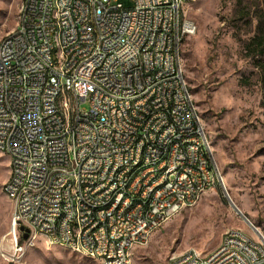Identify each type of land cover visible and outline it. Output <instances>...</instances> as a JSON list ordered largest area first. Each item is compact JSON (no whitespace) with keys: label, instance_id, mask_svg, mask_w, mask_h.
Wrapping results in <instances>:
<instances>
[{"label":"built area","instance_id":"built-area-1","mask_svg":"<svg viewBox=\"0 0 264 264\" xmlns=\"http://www.w3.org/2000/svg\"><path fill=\"white\" fill-rule=\"evenodd\" d=\"M132 1L125 7L117 0H22L15 35L0 43V53H19V62H0L1 153L13 172L9 186H3L14 191L11 259L23 258L40 238L51 245L53 235H61V243H76L85 257L105 264V256H117L116 264H131L139 241H150L183 211L184 201L195 206L196 187L207 193L221 184L214 160L211 167L199 166L210 145L193 99L184 93L181 47L196 27L181 11V0ZM51 11H58L60 25L50 23ZM80 12H88L89 24L80 22ZM80 28H87V36H80ZM54 41H61L60 65L43 73ZM124 41L140 44L145 55L128 54ZM98 64L106 65L103 82L92 80ZM45 80H52V87H45ZM160 81H169V88L160 89ZM77 82L90 85L86 100L73 94ZM129 84H137L138 92L131 113H123ZM27 89H36L32 104L24 103ZM140 91H148L145 105H137ZM96 102H104V111H96ZM47 122H54V129H47ZM26 124H33L35 138L25 139ZM94 124L106 125V132L92 135ZM135 124H142V134L130 137ZM156 127L164 128L160 152L148 150L143 171L129 173L137 146H148ZM43 135H54V147H42ZM117 139H125L126 147L111 152ZM171 146H178V157H171ZM119 153H126V160H119ZM16 155H23V162H16ZM111 159H118V166H111ZM161 163H168L167 176L148 175L140 194H133L128 178ZM205 171L216 173L214 187L202 181ZM24 178H32V185H24ZM102 178L116 182V189L125 187V197L109 196L108 187L97 186ZM65 179H73L70 195H63ZM89 182H96V190H89ZM130 199H137V207L125 211ZM112 204H119V213L108 216ZM61 215H69V222H61ZM116 223H124V230H116ZM249 226L259 242L232 229L211 253L193 249L168 264H264V235ZM21 227L28 230L26 240ZM67 229L76 230V240L67 238ZM1 257L10 261L4 252Z\"/></svg>","mask_w":264,"mask_h":264},{"label":"rangeland","instance_id":"rangeland-1","mask_svg":"<svg viewBox=\"0 0 264 264\" xmlns=\"http://www.w3.org/2000/svg\"><path fill=\"white\" fill-rule=\"evenodd\" d=\"M21 1L0 0V40L15 30ZM117 1L125 7L133 4ZM184 13L196 27L181 47L184 76L221 184L138 245L131 264H168L191 249L211 253L232 229L259 242L250 224L264 235V57L247 49L257 34L264 37V0H191ZM9 171L10 160L0 151V264H102L51 246L47 237L38 239L23 258L11 259L14 207L3 189Z\"/></svg>","mask_w":264,"mask_h":264},{"label":"bare ground","instance_id":"bare-ground-1","mask_svg":"<svg viewBox=\"0 0 264 264\" xmlns=\"http://www.w3.org/2000/svg\"><path fill=\"white\" fill-rule=\"evenodd\" d=\"M191 0H181V11H184L186 3ZM19 19H23V8L20 9ZM80 22L82 24H89L88 12H80ZM50 23L52 25L61 24V16L58 15V11H51ZM15 35V30L6 35L3 39ZM80 36H87V28H80ZM124 49L127 50L130 55H145V48L132 41H124ZM60 50L61 41H54L50 45L48 53L49 63L43 65V73H52L54 71V65H60ZM0 62L4 65H11L12 62H19V53H0ZM106 72L105 64H98L92 68V80L95 82H103V73ZM45 87H52V80H45ZM169 88V81H160V89ZM129 91L124 93V99L122 100L123 113H131V105L136 100V92H138L137 84H129ZM184 93L189 99H193L187 85H184ZM73 94H79V100H86L87 96L91 94V87L86 82H77L73 84ZM36 97V89H27L24 94V103L32 104V101ZM148 98V91H140V95L137 97V105H145V99ZM0 104H2V96H0ZM193 106L197 109L193 100ZM96 111H104V102H96ZM195 118H199L198 110L195 111ZM201 121V120H200ZM3 128V121H0V130ZM47 129H54V122H47ZM102 132H106V125L94 124L92 126V135H100ZM142 134V124H135L130 129V137H139ZM164 136V128L156 127L151 136H149L148 146H137V152H134V160L128 164V172L136 173L143 171L144 153L160 152L161 137ZM35 138V130H33V124H26L25 139ZM42 147L52 148L54 147V135H43ZM126 147L125 139H117L111 142L110 151L120 152ZM0 151L4 152V144H0ZM171 157H178V146L170 147ZM119 160H126V153H119ZM16 162H23V155H16ZM212 158L210 148H205V153L199 159V166L211 167ZM111 166H118V159H111ZM214 169L215 165H214ZM168 163H161L160 166L147 167V174H137L134 178H128V185L133 186V194H140V187L144 182L148 181V175L153 177L167 176ZM10 179H13V172H10V177L4 186H9ZM202 181L207 182V187H214L216 182V173L212 171H205L202 173ZM24 185H32V178H24ZM219 184H216V187ZM97 186L108 187L109 196L114 198L125 197V187H118L116 189V182H111L109 178L97 179ZM4 192L14 201V191L4 187ZM73 190V179H65L63 183V195H70ZM89 190H96V182H89ZM206 194L203 187H196L195 190V206L201 200L202 196ZM137 207V199L127 200L125 203V211H133ZM192 208L191 201H184L183 210ZM119 213V204H112L108 207V216H115ZM61 222H69V215H61ZM116 230H124V223H116ZM67 238L69 240H76V230L67 229ZM147 241H139L138 245H143ZM61 235H53L51 246H62L69 250L82 253V247H78L76 243L64 242L61 243ZM193 249L184 252L183 254L192 253ZM93 258L94 257H89ZM100 260L102 263V259ZM117 256H105V264H116Z\"/></svg>","mask_w":264,"mask_h":264},{"label":"trees","instance_id":"trees-1","mask_svg":"<svg viewBox=\"0 0 264 264\" xmlns=\"http://www.w3.org/2000/svg\"><path fill=\"white\" fill-rule=\"evenodd\" d=\"M251 47H253L256 50H259L258 55L260 57H264V37L257 34L248 44L247 49L250 51ZM261 70L263 72V80H264V64L261 62Z\"/></svg>","mask_w":264,"mask_h":264},{"label":"water","instance_id":"water-1","mask_svg":"<svg viewBox=\"0 0 264 264\" xmlns=\"http://www.w3.org/2000/svg\"><path fill=\"white\" fill-rule=\"evenodd\" d=\"M237 210H238V209H237ZM20 231H21V232H24V234H23V239H24V240L28 239V230L24 229V227H21V228H20Z\"/></svg>","mask_w":264,"mask_h":264},{"label":"crops","instance_id":"crops-1","mask_svg":"<svg viewBox=\"0 0 264 264\" xmlns=\"http://www.w3.org/2000/svg\"><path fill=\"white\" fill-rule=\"evenodd\" d=\"M58 247H61V246H58ZM138 247H140V246H138ZM134 251V250H133ZM133 251H132V253H133ZM131 256H132V254H131ZM98 262V261H97ZM101 262V261H100ZM99 263V262H98Z\"/></svg>","mask_w":264,"mask_h":264}]
</instances>
